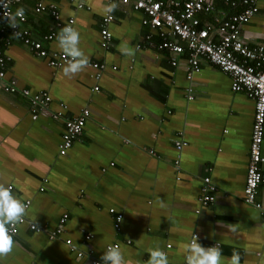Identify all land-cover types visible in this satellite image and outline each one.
Here are the masks:
<instances>
[{
	"label": "crops",
	"instance_id": "1",
	"mask_svg": "<svg viewBox=\"0 0 264 264\" xmlns=\"http://www.w3.org/2000/svg\"><path fill=\"white\" fill-rule=\"evenodd\" d=\"M37 1L13 4L26 16L21 26L48 51H61L57 34L73 19L70 26L79 32L78 46L88 63L65 75L66 65H48L47 58L6 30L1 48L6 80L32 93L47 91L52 100L33 119L28 97L0 86V183L11 186L24 205L29 201L27 222L19 225L12 250L0 254V264H92L115 242L122 264H147L156 247L169 264H186L193 234L204 247L219 243L222 264H229L234 251L240 264H264V182L257 193L262 209L243 200L254 99L233 92L229 75L204 59L201 71L188 78L187 53L158 50L156 32L152 44L147 42L150 28L130 5L115 0L108 24L112 41L103 47L101 22L113 1L41 0L55 5L58 20L48 9L35 11ZM222 3L217 0V7L224 8ZM258 4L259 12L241 27V37L250 44H264V0ZM51 31L54 37L44 39ZM92 62L104 64L97 80ZM61 103L64 120L90 110L65 155L58 152L63 119L50 115ZM176 140L186 143L180 154ZM261 149L264 158V134ZM205 176L216 192L202 205ZM64 213L68 218L61 234L50 239L47 231L58 227ZM118 213L122 219L116 229ZM88 233L92 237L83 243ZM76 249L84 256L77 257Z\"/></svg>",
	"mask_w": 264,
	"mask_h": 264
},
{
	"label": "built area",
	"instance_id": "2",
	"mask_svg": "<svg viewBox=\"0 0 264 264\" xmlns=\"http://www.w3.org/2000/svg\"><path fill=\"white\" fill-rule=\"evenodd\" d=\"M18 0H4V7L0 6V86L7 92L19 91L30 101V112L33 119H36L40 110L49 109L52 100L47 91L41 90L32 93L27 88H20L14 80L7 81L4 56L1 51L6 30L9 29L14 36L18 37L38 56L47 58L48 65L60 67L66 65L70 59L62 54L61 51H48L43 43L33 38L28 28L21 25L26 22V16L16 17L17 27H13L8 22V15H13V4ZM113 1V0H108ZM122 4L130 5L133 9L143 13L141 23L149 26L150 31L145 36L147 42L152 44V33L156 32L160 41L156 44L158 50L168 51L170 54L180 55L187 53V77L191 78L194 73L201 71V60H207L221 71L227 73L230 78V88L233 92L244 91L254 99V114L251 130L249 162L243 188V200L245 203L262 209L263 204L257 200L258 188L264 182V173L261 170L263 161L261 144L264 134V44H250L241 37V27L247 23L256 13L259 12V0H221L224 8H218L217 0H117ZM48 9L55 20L59 19V12L52 3H44L38 0L35 11L40 12ZM200 14H205L201 18ZM113 15L106 13L102 18L100 29V44L109 47L112 41V34L108 29V24L112 21ZM73 19L68 20V25ZM54 37L51 31L44 36L50 40ZM171 64L175 65L176 60L171 59ZM91 67L97 71L94 74L97 80L100 72L104 68L103 63L92 62ZM116 69V67H113ZM98 90L96 85L93 88ZM189 98H192L189 95ZM66 108L64 103L60 104V110L51 111L53 119H63V110ZM90 115L89 108H83L81 112L73 117L63 119L64 130L61 135L58 152L60 155L67 154L74 139L79 135ZM186 143L176 140V149L180 151ZM152 152V151H150ZM178 160H175L177 163ZM11 189V186H8ZM200 202L206 205L215 199L216 186L211 182L209 176H205L201 183ZM29 201L26 202L28 204ZM25 204V205H26ZM114 211L113 208L110 209ZM67 213L59 218L58 227L47 231L50 239H56L62 232V226L67 221ZM122 214L115 216L114 227L119 228ZM27 222L23 216L21 221L13 226L10 233L14 238L19 231V225ZM33 230H41L36 224L28 222ZM196 236V235H195ZM92 234L84 235L83 243L90 240ZM192 240V239H191ZM129 243L130 241L127 240ZM65 243L75 249L70 239ZM119 247L117 242L109 244ZM107 245V246H109ZM219 245L215 242L211 246ZM106 246V247H107ZM169 246V245H167ZM77 251V257L84 256L83 251ZM92 264H103L99 258H93Z\"/></svg>",
	"mask_w": 264,
	"mask_h": 264
},
{
	"label": "clouds",
	"instance_id": "3",
	"mask_svg": "<svg viewBox=\"0 0 264 264\" xmlns=\"http://www.w3.org/2000/svg\"><path fill=\"white\" fill-rule=\"evenodd\" d=\"M0 6L4 7V0H0ZM117 4L115 0L110 3L104 11L111 13L115 10ZM23 9L20 8L13 15H8V22L11 26L17 27L16 17L22 16ZM19 36V33H15ZM57 46L62 54L70 59L63 68L65 75L79 72L88 63V57L81 50L79 45L80 35L70 25H65L56 37ZM127 54H131L130 51ZM26 209L23 202L15 197L12 190L4 183H0V254H6L13 248V237L10 234L13 226L18 224L25 215ZM186 264H222V251L218 245L204 247L193 234L192 240L185 249ZM103 264H122L123 255L120 248L116 245L107 246L101 256ZM240 254L233 252L229 264H240ZM147 264H169L167 254L159 247L149 251Z\"/></svg>",
	"mask_w": 264,
	"mask_h": 264
},
{
	"label": "trees",
	"instance_id": "4",
	"mask_svg": "<svg viewBox=\"0 0 264 264\" xmlns=\"http://www.w3.org/2000/svg\"><path fill=\"white\" fill-rule=\"evenodd\" d=\"M219 6H221V2H220V4H218Z\"/></svg>",
	"mask_w": 264,
	"mask_h": 264
}]
</instances>
